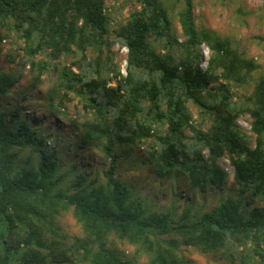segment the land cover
Returning <instances> with one entry per match:
<instances>
[{
	"label": "trees",
	"instance_id": "trees-1",
	"mask_svg": "<svg viewBox=\"0 0 264 264\" xmlns=\"http://www.w3.org/2000/svg\"><path fill=\"white\" fill-rule=\"evenodd\" d=\"M136 2L111 29L106 0H0V53L13 30L23 42L20 65L29 64V82L48 83L39 93L45 113L65 115L71 94L78 96L85 114L69 120L76 144L108 159L103 179L90 178L46 145L27 104L0 108V264H137L142 255L150 264H187L181 246L222 252L232 264H264V207L232 196L209 209L162 205L117 175L116 148L152 139L157 175L176 170L190 190L202 192L227 181L218 164L226 158L233 184L264 200V70L232 38L198 28L194 0ZM113 40L127 51L124 76L112 59ZM202 43L210 50L204 70ZM19 78L17 68H0V98L18 92L21 103L30 100L27 90L13 88ZM189 103L205 118L199 124ZM244 113L252 144L236 123ZM24 150L29 155L20 160ZM66 209L82 235L61 232L56 216Z\"/></svg>",
	"mask_w": 264,
	"mask_h": 264
},
{
	"label": "rangeland",
	"instance_id": "rangeland-1",
	"mask_svg": "<svg viewBox=\"0 0 264 264\" xmlns=\"http://www.w3.org/2000/svg\"><path fill=\"white\" fill-rule=\"evenodd\" d=\"M135 8H138L136 0H106L110 28H116L121 21L128 18ZM193 12L198 28L213 29L232 38L241 49L255 59L260 71L264 70V44L259 38V36L264 35V0H194ZM172 24L178 34L179 27L175 13L172 15ZM6 33L7 36L1 42L0 68L5 71H12L17 68L20 71L21 78L14 84L13 88L18 91L27 90L30 93V100L27 103H21L18 99L20 95L18 92L10 93L5 98H0V108L14 103L27 104L26 106L31 108V112H33L28 114L30 118L36 119L38 125L43 127L46 145L48 147L57 146L60 149L59 157L62 158L63 162L75 161L80 167H84V171L89 173L90 178L98 175L99 178L103 179L101 171L107 165L108 159L99 149L78 147L76 144L77 134L69 128L70 119L80 120L85 114V110L81 109L78 96L71 94V99L66 102L63 109L65 115L51 117L45 113L43 103L39 99V93L45 92L48 83L44 81L37 86L31 85L29 78L32 74L29 64L27 63L24 67L20 65V46L23 42L13 30L6 31ZM111 53L120 75L124 76L126 73V48L113 40ZM199 54V66L204 70L207 67L210 50L202 43L199 45ZM69 61L70 58L62 59V62L65 63ZM112 74L110 73V76ZM110 84L115 85V79L111 78ZM235 90L240 93L243 92L240 88ZM189 109L193 115V123L199 124L201 120L205 119L200 110L192 103H189ZM236 123L247 135L248 142L252 144L249 138L251 137L249 115L247 113L240 115ZM155 147L154 140L145 139L131 145L118 147L115 150L117 175L131 188L142 195H146L150 200L167 206L176 203L180 208L191 203L193 207L202 206L204 209H209L221 197L232 196L240 198L242 203L250 208L254 205L264 207V200L256 197L250 198L247 191L241 192V189L233 184V169L226 158L218 159V164L228 173L224 185L221 187L208 186L206 190L199 192L190 190L184 175L176 170L169 176L156 174L150 155ZM28 155V150H24L19 153V159L24 160ZM34 159L33 156V163ZM56 223L60 226L61 232L69 238L74 235H82L81 225L71 209L61 210L56 216ZM115 243L126 249L127 253L133 250V246L120 240ZM181 253L187 264H232L229 258L222 255V252H204L192 246H181ZM137 264L150 263L148 258L142 255Z\"/></svg>",
	"mask_w": 264,
	"mask_h": 264
}]
</instances>
